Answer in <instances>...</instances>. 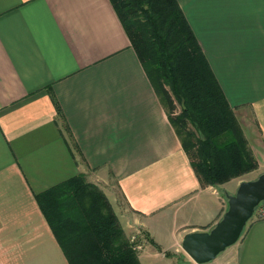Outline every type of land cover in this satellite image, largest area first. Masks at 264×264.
<instances>
[{
  "label": "crops",
  "instance_id": "crops-1",
  "mask_svg": "<svg viewBox=\"0 0 264 264\" xmlns=\"http://www.w3.org/2000/svg\"><path fill=\"white\" fill-rule=\"evenodd\" d=\"M177 2L264 165V0ZM79 173L141 264H264V219L208 262L182 249L252 179L201 185L111 0H0V264H69L35 195Z\"/></svg>",
  "mask_w": 264,
  "mask_h": 264
},
{
  "label": "trees",
  "instance_id": "trees-1",
  "mask_svg": "<svg viewBox=\"0 0 264 264\" xmlns=\"http://www.w3.org/2000/svg\"><path fill=\"white\" fill-rule=\"evenodd\" d=\"M111 2L201 185L220 184L257 168L177 0ZM35 199L69 264H141L108 198L84 173L37 193Z\"/></svg>",
  "mask_w": 264,
  "mask_h": 264
},
{
  "label": "water",
  "instance_id": "water-1",
  "mask_svg": "<svg viewBox=\"0 0 264 264\" xmlns=\"http://www.w3.org/2000/svg\"><path fill=\"white\" fill-rule=\"evenodd\" d=\"M226 197L227 209L209 230L189 232L182 239V249L196 263L214 259L239 239L255 206L264 199V172L242 181L236 192Z\"/></svg>",
  "mask_w": 264,
  "mask_h": 264
},
{
  "label": "rangeland",
  "instance_id": "rangeland-1",
  "mask_svg": "<svg viewBox=\"0 0 264 264\" xmlns=\"http://www.w3.org/2000/svg\"><path fill=\"white\" fill-rule=\"evenodd\" d=\"M180 111V109H179V107H177V109H176V113H178ZM246 139V138H245ZM247 141V140H246ZM247 145H248V143H247ZM249 147V146H248ZM250 149V148H249ZM251 150V149H250ZM252 152V151H251ZM253 153V152H252ZM254 155V154H253ZM255 157V156H254ZM256 158V157H255ZM256 161H257V159H256ZM257 163H258V166H257V168H255V169H252V170H250V171H248V172H245V173H243V174H241V175H238V176H243V178H245V179H254V178H257L258 176H259V174H261V173H263L264 172V165H259V162L257 161ZM238 176H236V177H238ZM234 178V177H233ZM229 180H231V179H229ZM228 180V181H229ZM225 182H227V181H225ZM225 182H223V183H225ZM223 183H220V184H215V185H221V184H223Z\"/></svg>",
  "mask_w": 264,
  "mask_h": 264
},
{
  "label": "built area",
  "instance_id": "built-area-1",
  "mask_svg": "<svg viewBox=\"0 0 264 264\" xmlns=\"http://www.w3.org/2000/svg\"><path fill=\"white\" fill-rule=\"evenodd\" d=\"M251 218L264 219V199L255 206Z\"/></svg>",
  "mask_w": 264,
  "mask_h": 264
}]
</instances>
